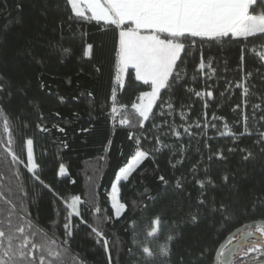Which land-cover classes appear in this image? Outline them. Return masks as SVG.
<instances>
[{"label":"trees","instance_id":"16d2710c","mask_svg":"<svg viewBox=\"0 0 264 264\" xmlns=\"http://www.w3.org/2000/svg\"><path fill=\"white\" fill-rule=\"evenodd\" d=\"M70 16L65 0H0V108L12 137L9 145L0 118V220L7 221L5 200L12 201L26 217L12 216L14 226L30 223L37 242L46 233L67 250L58 264H212L230 233L264 221V143H255L264 132V61L257 55L264 37L180 38L187 45L178 62L181 79L162 90L140 128L131 105L151 85L136 80L133 68L122 84L117 80L119 29ZM201 55L205 67L198 70ZM125 117L130 124L121 125ZM26 138L34 141L43 184L24 166ZM136 138L150 155L127 181H119V199L127 207L116 217L109 193L136 150ZM76 196L80 216L70 218L72 235L62 244L67 203ZM221 204L227 211H212ZM192 215L198 222L192 223ZM156 216L160 230L148 236ZM144 246L155 255L145 258ZM165 246L168 257L159 254Z\"/></svg>","mask_w":264,"mask_h":264},{"label":"snow or ice","instance_id":"6c2138e0","mask_svg":"<svg viewBox=\"0 0 264 264\" xmlns=\"http://www.w3.org/2000/svg\"><path fill=\"white\" fill-rule=\"evenodd\" d=\"M67 7L70 9L72 16L88 21L103 22L105 25L115 26L119 29L118 46H117V80H121V73H124L129 67L135 69V78L143 81L145 84L151 85V91L141 92L137 99L139 103H133L132 109L139 118V127H144V122L153 114V105L162 96V90L170 89L173 81H180V73L177 71L181 60V54L187 50V45L180 38L202 37L209 40H231L232 38L244 37H264V0H65ZM58 7V5H57ZM251 9V11H250ZM90 13V15H87ZM254 13V14H253ZM259 34V37L257 36ZM195 43V41H193ZM264 48V44L260 45ZM92 49V45H86L84 55L88 56ZM261 60H264V51L257 53ZM243 60V56L241 57ZM198 70L205 67L203 55L197 66ZM242 86V85H240ZM3 88L0 87V91ZM248 89H244L247 95ZM91 95V93H89ZM199 97L205 93L197 92ZM208 97H212V92H207ZM163 106V104H162ZM172 108L170 102L166 105ZM256 107H259L258 105ZM112 113H117V108H112ZM0 118L3 119V131L8 134L9 145L12 143L10 121L5 112L0 108ZM264 119V118H262ZM247 120V117H245ZM121 125L130 124V120L125 117L120 120ZM155 127V125H154ZM41 131H47L41 128ZM63 131V129H60ZM86 131V130H85ZM187 131V129H185ZM248 131L247 126L244 129ZM243 134V133H242ZM178 136L179 133H176ZM260 139L255 143H264V132L259 133ZM134 133H129V139H133ZM157 144L163 145L156 137ZM27 153V171L33 174V179L43 184L40 176L36 174L38 165L34 158V141L32 138H26L24 141ZM141 141L136 138V150L128 159L126 165L121 167L116 175V182L112 184V191L109 194L112 201V208L116 217H120L121 213L126 210V204L119 200L118 183L121 180L127 181L132 173L141 165V163L149 157L150 153L140 147ZM66 146V145H65ZM12 160L19 158L11 151L7 150ZM232 151V149H229ZM241 151H247L241 149ZM218 158H223L222 153L216 154ZM252 153L244 159H248ZM63 165L60 166L59 174L65 173ZM164 184L168 181L163 176L159 178ZM227 182L228 177H224ZM201 188L204 187L203 181H197ZM45 187H50L44 185ZM181 187V181L177 179L176 188ZM2 198V193H0ZM148 199H152L151 196ZM78 200V198H77ZM10 205L7 221L0 220V264H58L64 258L66 249L55 237H49L46 233L37 242V232L31 231V225L27 227L24 224L14 226L11 217L19 215L16 212V205L12 201L5 200ZM199 204L204 205L205 200L200 199ZM69 223L64 225L65 239L62 244H67V237L72 235L70 218L80 216V210L77 208L76 202L68 204ZM3 210H0L2 212ZM95 211L99 213L100 209ZM212 211H227L224 204L219 209L213 207ZM19 219L24 221L26 217L19 215ZM192 223L198 222L196 215L191 216ZM152 227L148 231V236H155L160 230L162 223L161 218L156 216L152 220ZM252 225H250L251 227ZM7 229V230H5ZM91 231L97 237H102L103 233L97 227H92ZM259 234L258 242L248 248V253H255L257 257L264 256V225L256 223L254 232H245L243 238L252 237ZM173 240V236L168 237ZM105 250L108 251V242L104 241ZM131 251V250H130ZM37 253L39 256L37 258ZM145 258H151L155 254L148 246L142 248ZM160 256L168 257L170 248L161 247ZM223 255V253H220ZM111 264V261H109Z\"/></svg>","mask_w":264,"mask_h":264},{"label":"flooded vegetation","instance_id":"af4514ba","mask_svg":"<svg viewBox=\"0 0 264 264\" xmlns=\"http://www.w3.org/2000/svg\"><path fill=\"white\" fill-rule=\"evenodd\" d=\"M245 232H254V225L251 227H248L246 229L241 230L237 234H235L227 243L221 248L220 253L226 249L228 246L232 245L234 242L239 240L242 237V234ZM259 239H262L259 237V234L252 237H248L244 239L243 242H241L235 249L234 253L231 256V259L228 264H264V256L257 257L256 259H253V257L256 256L255 253H248L247 255H244V253L247 252L248 248L251 247L254 243L258 242ZM251 242V243H250ZM248 247V248H247ZM219 253L218 256V262L217 264H224L220 262L221 254Z\"/></svg>","mask_w":264,"mask_h":264},{"label":"water","instance_id":"95a60500","mask_svg":"<svg viewBox=\"0 0 264 264\" xmlns=\"http://www.w3.org/2000/svg\"><path fill=\"white\" fill-rule=\"evenodd\" d=\"M256 223H259L261 225H264V221H254V222H249L246 223L242 226H240L239 228H237L236 230H234L232 233H230L225 239L224 241L219 245L216 254H215V258L212 264H217L218 262V256L220 253L221 248L227 243V241H229V239H231L235 234H237L238 232H240L243 229H246L248 227H250V225H255ZM245 238L241 237L239 240H237L236 242H234L232 245L228 246L226 249H224L222 251L223 255H221L220 258V262L224 263V264H228L232 254L234 253L236 247L244 241Z\"/></svg>","mask_w":264,"mask_h":264},{"label":"rangeland","instance_id":"374dc122","mask_svg":"<svg viewBox=\"0 0 264 264\" xmlns=\"http://www.w3.org/2000/svg\"><path fill=\"white\" fill-rule=\"evenodd\" d=\"M90 14V13H89ZM101 23L102 24H104L102 21H101ZM105 25V24H104ZM264 61V60H263ZM129 68H131V67H129ZM134 72H135V69H134ZM124 74H125V72L124 73H121L120 74V76H121V80H123V77H124ZM143 82V81H142ZM119 83H121L120 81H119ZM149 91H151V89L149 90ZM149 91H146V92H149ZM136 103H139V100L136 102ZM26 164H27V153H26V162H25V164H24V166H25V168H26ZM126 165V164H125ZM27 169V168H26ZM59 173V172H58ZM32 174V173H31ZM66 174V172L64 173V174H62V175H65ZM33 175V174H32ZM60 176H62L61 174H59ZM114 182H116V178H115V180H114ZM117 183H119V182H117ZM111 191H112V187H111V190H110V193H111ZM109 193V194H110ZM77 198H78V200H77ZM120 200V199H119ZM109 201H110V204H111V206H112V201H111V198H110V195H109ZM73 202H76V205H77V208H79V205H80V202H81V200L79 199V197H73V198H71L70 199V201L67 203V205L68 204H72ZM121 202V201H120ZM69 211H70V209H69ZM251 243V242H250ZM248 248V247H247Z\"/></svg>","mask_w":264,"mask_h":264}]
</instances>
